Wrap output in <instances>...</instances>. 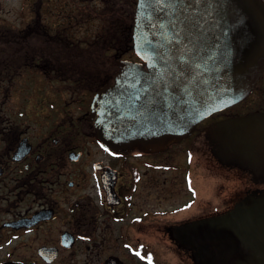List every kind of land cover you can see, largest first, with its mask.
Segmentation results:
<instances>
[{
	"label": "flooded vegetation",
	"instance_id": "flooded-vegetation-1",
	"mask_svg": "<svg viewBox=\"0 0 264 264\" xmlns=\"http://www.w3.org/2000/svg\"><path fill=\"white\" fill-rule=\"evenodd\" d=\"M136 3L0 0V264H212L226 228L241 236V217L220 219L264 191V128L233 142L243 132L222 123L264 114V72L247 98L164 147L95 138L90 104L118 68L66 50L132 47ZM13 92L38 99L15 108Z\"/></svg>",
	"mask_w": 264,
	"mask_h": 264
},
{
	"label": "water",
	"instance_id": "water-1",
	"mask_svg": "<svg viewBox=\"0 0 264 264\" xmlns=\"http://www.w3.org/2000/svg\"><path fill=\"white\" fill-rule=\"evenodd\" d=\"M131 23L138 60H115L114 84L90 104L95 138L109 150H153L186 138L247 98L264 72V0H137ZM222 124L243 132L233 142L250 143L264 114ZM222 217H241V236L226 228L222 242L211 243V263L264 264V191Z\"/></svg>",
	"mask_w": 264,
	"mask_h": 264
},
{
	"label": "rangeland",
	"instance_id": "rangeland-1",
	"mask_svg": "<svg viewBox=\"0 0 264 264\" xmlns=\"http://www.w3.org/2000/svg\"><path fill=\"white\" fill-rule=\"evenodd\" d=\"M25 4V6H27V1L26 2H23ZM22 5V4H21ZM29 6V5H28ZM23 8V7H22ZM20 13V11H19ZM45 15H41L42 18H44ZM46 18V17H45ZM44 20V19H43ZM29 21V14L26 12L24 14L20 13L19 14V25L20 26H25V22ZM57 20H53V22H56ZM23 24V25H21ZM97 24V29L99 31V37L100 38H103L105 36H102L101 33L104 32V21L102 19L98 20L96 22ZM103 30V31H102ZM98 39V43L101 44L102 43V40L101 39ZM104 46V45H103ZM118 48V47H116ZM77 51L82 53V54H86L88 56V58H92L93 60H97L99 62V65L101 66L100 67V70L106 72H111L114 68H116L115 66V63H113V60H117V59H123V58H128V59H136L135 56L130 53V54H122L121 57L119 58H114V48H111V47H76ZM87 58V57H85ZM21 85H19L20 87ZM11 100L9 99V102L12 104V106H14L15 108H22L24 106V108L30 110L33 108L36 100L38 99L37 98V95L35 92H33V94H28V101L26 103L28 104H25L23 103L22 101V96L20 93H11ZM214 200V199H212ZM228 200H229V196L226 197V202L228 203ZM226 203V204H227Z\"/></svg>",
	"mask_w": 264,
	"mask_h": 264
},
{
	"label": "trees",
	"instance_id": "trees-1",
	"mask_svg": "<svg viewBox=\"0 0 264 264\" xmlns=\"http://www.w3.org/2000/svg\"><path fill=\"white\" fill-rule=\"evenodd\" d=\"M114 48V58H119L122 56V54H130L132 53V47H111ZM67 60L71 59H85V57H82L80 52L77 51L76 47H70L69 49L66 50Z\"/></svg>",
	"mask_w": 264,
	"mask_h": 264
}]
</instances>
